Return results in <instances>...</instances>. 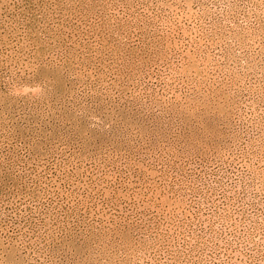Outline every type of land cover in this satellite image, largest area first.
Listing matches in <instances>:
<instances>
[{
    "label": "rangeland",
    "instance_id": "1",
    "mask_svg": "<svg viewBox=\"0 0 264 264\" xmlns=\"http://www.w3.org/2000/svg\"><path fill=\"white\" fill-rule=\"evenodd\" d=\"M0 264H264V0H0Z\"/></svg>",
    "mask_w": 264,
    "mask_h": 264
}]
</instances>
